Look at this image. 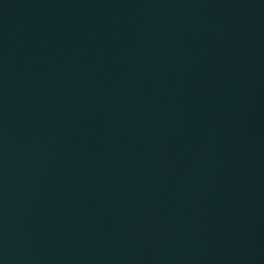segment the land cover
Here are the masks:
<instances>
[{
  "label": "water",
  "instance_id": "water-1",
  "mask_svg": "<svg viewBox=\"0 0 264 264\" xmlns=\"http://www.w3.org/2000/svg\"><path fill=\"white\" fill-rule=\"evenodd\" d=\"M0 264H264V0H0Z\"/></svg>",
  "mask_w": 264,
  "mask_h": 264
}]
</instances>
